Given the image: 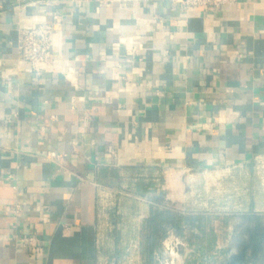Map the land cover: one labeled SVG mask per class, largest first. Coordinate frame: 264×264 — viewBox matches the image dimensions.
Instances as JSON below:
<instances>
[{
  "label": "crops",
  "instance_id": "obj_1",
  "mask_svg": "<svg viewBox=\"0 0 264 264\" xmlns=\"http://www.w3.org/2000/svg\"><path fill=\"white\" fill-rule=\"evenodd\" d=\"M52 13L54 60L38 74L18 59L19 28ZM260 154L264 0H0V264H96L133 234L153 246L191 222L160 182Z\"/></svg>",
  "mask_w": 264,
  "mask_h": 264
},
{
  "label": "rangeland",
  "instance_id": "obj_2",
  "mask_svg": "<svg viewBox=\"0 0 264 264\" xmlns=\"http://www.w3.org/2000/svg\"><path fill=\"white\" fill-rule=\"evenodd\" d=\"M161 185L160 182L161 191L173 194L170 206L177 210L179 218L191 222L177 224L175 231L164 233L147 248L141 247L134 234L123 241L119 237L110 240L96 264H223L229 216L244 211L250 199L258 210H264V155L253 159L252 168L236 165L200 171L177 169L170 181L163 183V189ZM250 187L256 188L251 197L247 192ZM107 204L113 209L116 202ZM198 216L205 225L194 224L201 219ZM200 238L207 240L206 247L200 245Z\"/></svg>",
  "mask_w": 264,
  "mask_h": 264
},
{
  "label": "built area",
  "instance_id": "obj_3",
  "mask_svg": "<svg viewBox=\"0 0 264 264\" xmlns=\"http://www.w3.org/2000/svg\"><path fill=\"white\" fill-rule=\"evenodd\" d=\"M237 0H180L186 7L196 6L209 10H215L227 3ZM62 24V16L52 13L49 19H43L30 27L19 28L18 34V59L27 61L33 71L40 74L44 63H50L53 59L52 44L54 33ZM58 65L60 63L58 61ZM67 75V72H65ZM260 154L256 158L263 156ZM61 153L48 151V159L60 158ZM23 247L28 249L30 257L41 253L39 238L36 235L20 236L18 238Z\"/></svg>",
  "mask_w": 264,
  "mask_h": 264
},
{
  "label": "trees",
  "instance_id": "obj_4",
  "mask_svg": "<svg viewBox=\"0 0 264 264\" xmlns=\"http://www.w3.org/2000/svg\"><path fill=\"white\" fill-rule=\"evenodd\" d=\"M226 264H264V214L254 211L232 215Z\"/></svg>",
  "mask_w": 264,
  "mask_h": 264
}]
</instances>
